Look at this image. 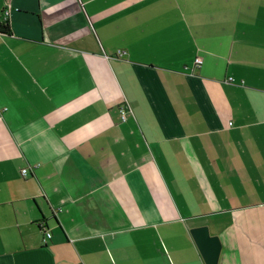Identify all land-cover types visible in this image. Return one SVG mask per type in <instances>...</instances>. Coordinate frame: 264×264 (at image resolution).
Returning a JSON list of instances; mask_svg holds the SVG:
<instances>
[{
    "label": "crops",
    "instance_id": "1",
    "mask_svg": "<svg viewBox=\"0 0 264 264\" xmlns=\"http://www.w3.org/2000/svg\"><path fill=\"white\" fill-rule=\"evenodd\" d=\"M4 9L0 264H264V0Z\"/></svg>",
    "mask_w": 264,
    "mask_h": 264
},
{
    "label": "water",
    "instance_id": "2",
    "mask_svg": "<svg viewBox=\"0 0 264 264\" xmlns=\"http://www.w3.org/2000/svg\"><path fill=\"white\" fill-rule=\"evenodd\" d=\"M191 235L206 264H217L220 242L216 236H210L206 227L191 230Z\"/></svg>",
    "mask_w": 264,
    "mask_h": 264
},
{
    "label": "built area",
    "instance_id": "3",
    "mask_svg": "<svg viewBox=\"0 0 264 264\" xmlns=\"http://www.w3.org/2000/svg\"><path fill=\"white\" fill-rule=\"evenodd\" d=\"M7 14H8L7 10L4 9L2 14H1L0 21L1 20H7ZM201 63H202V59L200 57H197L194 59V66L198 67V66H200ZM228 80L231 81L232 79L229 78ZM121 115H122V118L124 119L125 118V108H121ZM25 173H26V169H23L22 174L24 175ZM50 236H51L50 233H48V232L45 233V239L50 238Z\"/></svg>",
    "mask_w": 264,
    "mask_h": 264
},
{
    "label": "trees",
    "instance_id": "4",
    "mask_svg": "<svg viewBox=\"0 0 264 264\" xmlns=\"http://www.w3.org/2000/svg\"><path fill=\"white\" fill-rule=\"evenodd\" d=\"M8 33H9L8 21L7 20H1L0 21V34L6 35Z\"/></svg>",
    "mask_w": 264,
    "mask_h": 264
}]
</instances>
